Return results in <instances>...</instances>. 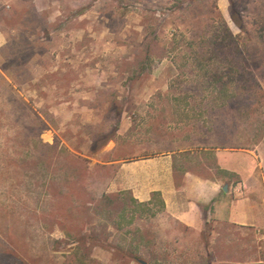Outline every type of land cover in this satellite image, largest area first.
<instances>
[{
	"label": "rangeland",
	"instance_id": "obj_1",
	"mask_svg": "<svg viewBox=\"0 0 264 264\" xmlns=\"http://www.w3.org/2000/svg\"><path fill=\"white\" fill-rule=\"evenodd\" d=\"M210 145L254 157L264 218V0H0V264H264V221L201 234L128 190L221 178Z\"/></svg>",
	"mask_w": 264,
	"mask_h": 264
},
{
	"label": "crops",
	"instance_id": "obj_2",
	"mask_svg": "<svg viewBox=\"0 0 264 264\" xmlns=\"http://www.w3.org/2000/svg\"><path fill=\"white\" fill-rule=\"evenodd\" d=\"M199 150L207 157H216L221 178L203 177L187 170L182 172L183 182L177 183L175 173L180 171L173 166L158 171L157 179L151 172L145 173L143 190L138 189L134 183L128 185V190L133 191L135 200L140 204H149L153 200L154 193L159 192L165 203L163 210L172 213V216L185 227L200 230L201 234L211 220L240 226H261L264 221L263 209L258 206L261 202L250 196V192H253L252 181L257 179V164L254 157L247 153L235 155L229 153L226 148H216L213 145ZM191 152H194V148L188 147L173 151L171 155L166 154L169 156L161 158L176 161L178 157H186ZM241 158H244V161L247 158L250 163L239 166V161L242 162ZM232 160L237 161L238 164H232ZM232 176L241 177L242 182L237 184L240 186V192L242 190V193H246L242 199L234 200L233 196L239 187L224 181ZM225 186H228L227 192L224 191Z\"/></svg>",
	"mask_w": 264,
	"mask_h": 264
},
{
	"label": "trees",
	"instance_id": "obj_3",
	"mask_svg": "<svg viewBox=\"0 0 264 264\" xmlns=\"http://www.w3.org/2000/svg\"><path fill=\"white\" fill-rule=\"evenodd\" d=\"M241 28H243V25L241 26ZM220 80H222V78L220 79ZM225 92V94L227 95V91H224ZM37 121H38V124L39 125H43V127H45L46 128V123H45V121L43 120V119H40V118H37ZM44 130V129H43ZM42 132V131H41ZM39 135H40V133H39ZM39 137V136H38ZM111 140V138L110 139H108L107 141H106V143H108L109 141ZM105 143V144H106ZM42 144V143H41ZM104 144V145H105ZM44 147H48V148H50V151H52V150H56V149H58L59 148V142H56V143H54L53 145H47V144H42ZM103 145V146H104ZM214 146V145H213ZM214 147H218V146H214ZM221 148H226L225 146H221ZM62 150H65L66 151V149H63V147H61V151ZM66 152H68V151H66ZM73 164V165H72ZM69 165H71V166H75V161L74 160H71V159H69ZM57 180L58 179H54V180H52V186L54 185V187L57 185ZM54 181V182H53ZM59 194H63V192L61 191V193H59ZM158 203V205H159V209H158V211H152V209H151V211H152V214L153 215H156L158 212H161V211H163V209L165 208V203H164V201H163V199L161 198V194L159 193V192H155L154 193V197H153V200L149 203V204H144L145 206H148V207H150L152 204H155V203ZM208 224H209V222L207 223V226H208ZM206 226V227H207ZM204 234H205V232H204ZM204 236V235H203ZM205 238V237H204ZM207 246H209V244L207 245Z\"/></svg>",
	"mask_w": 264,
	"mask_h": 264
},
{
	"label": "water",
	"instance_id": "obj_4",
	"mask_svg": "<svg viewBox=\"0 0 264 264\" xmlns=\"http://www.w3.org/2000/svg\"><path fill=\"white\" fill-rule=\"evenodd\" d=\"M224 191L227 192L228 191V186L224 187ZM143 264H146L145 262H143Z\"/></svg>",
	"mask_w": 264,
	"mask_h": 264
}]
</instances>
